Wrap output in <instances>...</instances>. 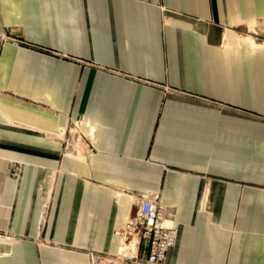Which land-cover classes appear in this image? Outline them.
I'll return each instance as SVG.
<instances>
[{
  "label": "crops",
  "instance_id": "obj_1",
  "mask_svg": "<svg viewBox=\"0 0 264 264\" xmlns=\"http://www.w3.org/2000/svg\"><path fill=\"white\" fill-rule=\"evenodd\" d=\"M150 195L166 264H264V0H0V264L116 255Z\"/></svg>",
  "mask_w": 264,
  "mask_h": 264
},
{
  "label": "built area",
  "instance_id": "obj_2",
  "mask_svg": "<svg viewBox=\"0 0 264 264\" xmlns=\"http://www.w3.org/2000/svg\"><path fill=\"white\" fill-rule=\"evenodd\" d=\"M4 35V34H3ZM173 212L165 208L155 196L142 197L123 231L117 232L122 246L116 255L89 253L90 264H131L134 258L132 242L137 241L146 251L140 264H166L168 254L178 243L179 230L169 223Z\"/></svg>",
  "mask_w": 264,
  "mask_h": 264
},
{
  "label": "rangeland",
  "instance_id": "obj_3",
  "mask_svg": "<svg viewBox=\"0 0 264 264\" xmlns=\"http://www.w3.org/2000/svg\"><path fill=\"white\" fill-rule=\"evenodd\" d=\"M75 130H76V134L78 135L79 134V130H80V125L79 124H76L75 125ZM135 214H136V209L133 211V214L132 215H134L135 216Z\"/></svg>",
  "mask_w": 264,
  "mask_h": 264
}]
</instances>
